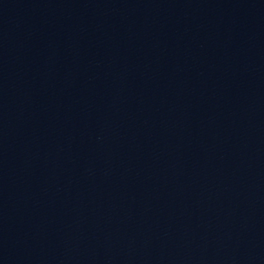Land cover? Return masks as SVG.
<instances>
[{"label": "water", "instance_id": "water-1", "mask_svg": "<svg viewBox=\"0 0 264 264\" xmlns=\"http://www.w3.org/2000/svg\"><path fill=\"white\" fill-rule=\"evenodd\" d=\"M0 264H264V0H0Z\"/></svg>", "mask_w": 264, "mask_h": 264}]
</instances>
